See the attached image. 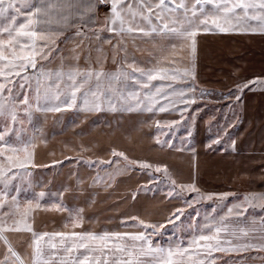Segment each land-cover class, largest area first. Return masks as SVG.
Wrapping results in <instances>:
<instances>
[{
  "label": "rangeland",
  "instance_id": "rangeland-1",
  "mask_svg": "<svg viewBox=\"0 0 264 264\" xmlns=\"http://www.w3.org/2000/svg\"><path fill=\"white\" fill-rule=\"evenodd\" d=\"M155 1L168 6L161 19L163 24L156 21V32L175 34L186 30L195 19L201 21L198 25L210 29L233 17L229 6L233 0H198L203 9L192 11L187 18L181 14L180 0ZM101 4L108 6L105 0ZM33 7V0H0V69L10 63H22L26 69L15 76L6 90H0V233L27 230L24 222L31 225L41 208L43 213L57 210L63 214L70 229L99 230L102 227L90 226L100 223L94 220L109 216L118 219L121 214V228L128 235L140 231L125 216L134 211L150 212L167 185L161 184V173L135 161L167 163L179 179L195 180L183 167L187 164L190 168L189 148H195L198 137L196 120L208 119L204 134L208 145L230 140L240 115V92L231 97L202 92L203 100L188 115L173 113L172 106L155 112L153 104L163 105L158 99L161 95L154 84L145 82L144 73L134 71L130 62L154 53L160 58L162 50L137 53L133 50L136 37L130 33L118 38L104 36L98 27L78 28L71 34L40 33L34 26ZM162 38L155 34V43H162ZM175 56L171 52V57ZM115 60L122 62L116 72L114 66L105 67L106 61ZM108 72L117 76L118 83H105L106 78L112 81ZM5 83L0 74V84ZM46 89L60 97L73 98L75 105L59 104L55 106L57 111H41ZM147 89L156 90V98L146 96ZM115 92L117 98H104L105 93ZM26 96L34 105L40 96V104L28 109L14 102ZM149 119L153 120L151 128L145 126ZM221 147L207 149L226 148ZM14 158L18 159L17 164L5 166V161ZM131 174L138 176L139 184L125 179ZM120 182L124 187H120ZM130 184L134 197L133 191L125 188ZM13 199L19 205L14 206V228L9 227L12 217L8 207ZM248 199L231 194L222 206L213 200L200 201L194 209H185L181 217L184 223L174 221L156 239L165 247L192 246L195 242H190V237L209 234L210 218H218L229 207L235 214L259 213L258 208L242 207ZM137 200L141 201L136 208L131 202ZM177 203L171 201L168 206ZM192 217L201 225L193 224ZM255 257L263 258L264 253L252 254L251 259Z\"/></svg>",
  "mask_w": 264,
  "mask_h": 264
},
{
  "label": "crops",
  "instance_id": "crops-1",
  "mask_svg": "<svg viewBox=\"0 0 264 264\" xmlns=\"http://www.w3.org/2000/svg\"><path fill=\"white\" fill-rule=\"evenodd\" d=\"M102 1L33 0L34 26L38 32L48 34H71L78 28L98 27L104 36L118 38L130 33L136 37L133 50L137 53L162 50L160 58L154 53L146 59L134 58L130 63L136 73L145 74L148 85L163 86V96L158 98L163 104L172 100L169 91L182 95L185 101L189 99L188 90L200 97L198 101L203 100L202 92L230 97L240 92V115L232 137L214 145L226 148L207 149L204 134L208 130V119L198 118L195 153L189 155L190 168L186 164L183 170L206 191L248 197L249 201L242 207L258 208L259 213L232 211L217 221L218 231L198 236L194 245L179 249L165 247L167 264H192L193 261L195 264H264V257L251 259L252 254L264 253V0H233L229 3L233 17L217 22L207 31L193 32L183 47L177 39L178 33L156 32V21L164 18L168 6L158 5L155 0H105L108 4L105 8ZM179 2L184 18L188 14L192 16V11L203 9L198 0ZM200 22L195 19L190 25ZM155 34L162 35V43H155ZM171 52L176 56L172 58ZM121 63L120 60L106 61L105 67L114 66L116 72ZM107 82L118 83L117 76L112 75V81L106 78ZM146 92L148 97L156 98V90ZM117 97V92L104 94L105 99ZM197 103L191 106L173 103L171 109L173 113L188 115L196 109ZM125 179L139 184L135 174ZM127 186L126 190H133L131 184ZM120 187H124L123 182ZM121 190L123 192L124 188ZM140 201L131 205L137 208ZM42 211V208L36 211L31 225L35 232L44 235L33 240L27 230L15 232L14 237L0 233V247L9 241L23 253L31 244L32 258L41 264H134L137 260L141 264H160L162 257L154 246L152 251L146 249L143 254H129L134 251L129 247L131 235L121 228V214L118 219L109 216L94 220L100 223L90 226L102 227L99 230H84L70 229L57 210ZM131 213L127 215L137 214L136 211Z\"/></svg>",
  "mask_w": 264,
  "mask_h": 264
},
{
  "label": "clouds",
  "instance_id": "clouds-1",
  "mask_svg": "<svg viewBox=\"0 0 264 264\" xmlns=\"http://www.w3.org/2000/svg\"><path fill=\"white\" fill-rule=\"evenodd\" d=\"M209 27L205 25L204 27H200V25H189V27L184 31L178 30L177 39L181 40L180 46H184V42L190 38L191 34L196 31H207ZM225 31L226 29H221ZM177 45H172L175 48ZM35 66V65H33ZM26 71L22 63H10L5 68L0 69V74H2L5 78L6 83L0 84V90H6L8 84L15 79L16 75H20L21 72ZM157 93L163 96L162 85L156 86ZM189 99L185 101V98L182 95H177L168 92V95L172 97L171 101H166L163 105L155 103L153 104V108L155 112H160L164 108L171 106L173 103L182 104L188 103L189 106L193 103H197L200 97H198L193 91L188 90ZM148 95V92L145 93ZM44 100V105L40 107L41 111H57L58 109L55 107L56 105L63 104L64 106H74L75 100L73 98H68L67 96L60 97L58 93H52L50 90L46 89L44 92V96L42 98ZM41 97H36V105L32 104L28 97H24L23 99H16L14 102L18 106H23L28 109L36 107L40 104ZM149 103H152V100H149ZM87 107V105H85ZM89 111H93L91 108ZM199 111V109H197ZM88 117H85L87 119ZM159 123V121H157ZM170 123V122H169ZM146 127H153V120L149 119L145 125ZM191 135V131L189 132ZM153 140H156V137H152ZM219 140V137H217ZM161 143H163L161 141ZM206 146H210L206 145ZM189 151L195 153V148H189ZM123 155V153H121ZM5 166L9 164L15 165L18 163V159H11L5 161ZM146 168H152L155 172L161 173V184L167 185L166 191H160L158 203L152 207V210L147 214L137 213L133 216L125 217V219L132 221L133 227L140 229V231H136L131 233V240L129 242V247L134 251L130 252V255L136 256L139 254H143L145 250L152 251V246L155 245V250L160 253L162 259L160 260V264H167V257H165V245L160 243L159 240L156 239L157 236L162 237L166 231H168V226L173 224V222H180L181 224L185 221L181 220V217L185 215V209H194L195 206L203 200H213L220 204L221 206L227 200L228 193L226 192H218L213 193L206 191L202 187H200L195 180L192 181H184L175 176V173L172 169L169 168L167 163H150L147 160L135 161ZM139 187V186H137ZM130 191H133L130 189ZM136 195L135 191H133V197ZM171 201H179V203L168 206ZM18 207L17 201L13 199L11 203L8 205L11 210L12 224L9 227H15V208ZM39 206V204H38ZM233 211V207H229L226 212L217 217L210 218L209 225L207 226V230L211 233L212 231H218L219 229L216 226L218 220H223L225 216ZM191 216V213H189ZM27 232L32 233L33 240L39 239L41 235L44 233L35 232L33 230L34 226L28 224L27 221L24 222ZM192 223L196 225H201V221L196 220L195 217H192ZM151 230L150 232L148 230ZM16 233H10V236H15ZM211 238V237H210ZM196 237H190V242H195ZM137 240H139V244H137ZM218 246V245H216ZM179 249V245L176 246ZM31 244L28 245L27 248L24 249L23 253H21L15 246L14 243L6 241L2 247H0V264H41L39 261H34L32 258ZM168 255H171L169 252ZM134 264H141L140 261H135ZM195 264V261L192 262Z\"/></svg>",
  "mask_w": 264,
  "mask_h": 264
}]
</instances>
